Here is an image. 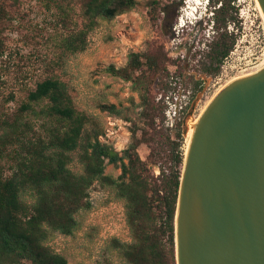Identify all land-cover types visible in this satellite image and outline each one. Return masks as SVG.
Instances as JSON below:
<instances>
[{"label":"trees","instance_id":"trees-1","mask_svg":"<svg viewBox=\"0 0 264 264\" xmlns=\"http://www.w3.org/2000/svg\"><path fill=\"white\" fill-rule=\"evenodd\" d=\"M0 0V23L7 13ZM53 3L62 12L58 0ZM236 0H212L216 36L209 43L202 69L218 74L234 49L238 34ZM137 0H82L84 26L62 39L63 52L76 54L87 48L88 35L103 19H113L136 7ZM150 13L159 7L149 0ZM155 18V17H154ZM0 28V57L4 42ZM167 52L152 45L131 52L124 66L111 64L107 71L132 82L139 94L138 120L130 107L115 103L101 108L132 121V137L122 151L100 139L103 128L90 121L74 102L66 82L47 76L31 89L26 101L0 119V264H68L49 240L56 232L73 235L77 215L92 207L90 189L96 183L113 189L124 203L130 242L114 238V248L128 264H177L175 217L185 160L183 131L164 126L165 105L156 101L155 89L168 90ZM40 121L35 128L33 119ZM146 144L143 158L139 147ZM121 169L118 176L106 173L107 165ZM74 166H80L76 170ZM156 167L159 173H156Z\"/></svg>","mask_w":264,"mask_h":264},{"label":"rangeland","instance_id":"rangeland-1","mask_svg":"<svg viewBox=\"0 0 264 264\" xmlns=\"http://www.w3.org/2000/svg\"><path fill=\"white\" fill-rule=\"evenodd\" d=\"M137 1L136 7L115 18L100 20L89 32L84 51L66 54L63 37L84 26L82 0H58L67 15L44 0H3L7 15L0 23L5 48L0 57V119L12 115L37 82L52 75L67 83L76 107L103 128L100 139L122 151L131 142L133 122L103 110L101 104L130 107L129 114L138 120L140 108L132 101L137 104L140 98L131 81L112 75L107 67L124 66L131 52L163 45L171 87L166 91L155 89L156 101L160 93L179 88L191 91L193 96V108L181 122L174 127L164 124L172 133L181 125L185 151L189 123L199 121L227 83L256 71L264 63V17L257 0L235 1L236 25L231 23L228 29L234 30L238 39L221 64L218 74L224 70L226 73L217 83L218 74L207 73L201 65L216 36L212 0H158L165 11L157 8L155 18L150 13L149 0ZM246 63V69L237 70ZM33 123L40 130V121L33 119ZM139 153L146 158L149 147L140 145ZM74 168L80 170V166ZM120 172V168L107 165L106 173L116 177ZM90 198L92 207L78 213L79 228L75 233L66 236L56 232L49 244L66 256L68 264H128L113 242L114 238L132 240L123 201L112 188L99 183L90 189Z\"/></svg>","mask_w":264,"mask_h":264},{"label":"water","instance_id":"water-1","mask_svg":"<svg viewBox=\"0 0 264 264\" xmlns=\"http://www.w3.org/2000/svg\"><path fill=\"white\" fill-rule=\"evenodd\" d=\"M183 169L177 264H264V67L212 100Z\"/></svg>","mask_w":264,"mask_h":264},{"label":"built area","instance_id":"built-area-1","mask_svg":"<svg viewBox=\"0 0 264 264\" xmlns=\"http://www.w3.org/2000/svg\"><path fill=\"white\" fill-rule=\"evenodd\" d=\"M248 66V63L245 65L240 64L237 67V70H244ZM226 73L224 70L218 74L215 78V81L219 83L223 75ZM172 84V82H171ZM215 85V83H213ZM208 92L211 91V86L208 85ZM191 91H185L183 88L177 90H169L168 92L160 93L158 100L165 105L164 110V124L168 127H174L179 122H181L184 116L189 113L193 108ZM195 110V108H194Z\"/></svg>","mask_w":264,"mask_h":264},{"label":"bare ground","instance_id":"bare-ground-1","mask_svg":"<svg viewBox=\"0 0 264 264\" xmlns=\"http://www.w3.org/2000/svg\"><path fill=\"white\" fill-rule=\"evenodd\" d=\"M257 2H258V1H257ZM258 5H259V3H258ZM259 7H260V6H259ZM260 10H261V8H260ZM261 13H262V11H261ZM262 16L264 17L263 13H262ZM263 67H264V63H263L259 68H257L256 71L260 70V69L263 68ZM256 71H252L251 73H254V72H256ZM251 73H248V74H251ZM248 74H245L244 76H246V75H248ZM240 77H243V76H240ZM240 77H239V78H240ZM235 79H236V78H235ZM235 79H233V80H231L229 83H227L226 86H227L228 84H230L232 81H234ZM226 86H225V87H226ZM225 87H224V88H225ZM197 123H198V120H196V119H195V120H192V121L189 123V131H188L189 140H188V142H187V146H186V149H185V160H184L185 163L187 162L188 157H189L190 146H191V140H192L193 133H194V130H195V127H196ZM183 172H184V169H183Z\"/></svg>","mask_w":264,"mask_h":264}]
</instances>
